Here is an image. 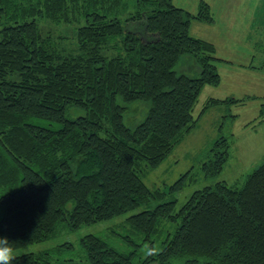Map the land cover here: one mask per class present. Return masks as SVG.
Returning <instances> with one entry per match:
<instances>
[{
  "label": "trees",
  "instance_id": "1",
  "mask_svg": "<svg viewBox=\"0 0 264 264\" xmlns=\"http://www.w3.org/2000/svg\"><path fill=\"white\" fill-rule=\"evenodd\" d=\"M36 18L76 23V47L62 52ZM192 19L213 21L208 5L192 14L171 0H0V235L15 249L144 206L121 231L11 264H264V161L242 186L215 181L178 208L141 178L195 123L202 86L219 81L215 46L189 34ZM184 55L196 75L174 69ZM130 104L147 107L134 126L123 120ZM228 147L215 141L205 176L221 171Z\"/></svg>",
  "mask_w": 264,
  "mask_h": 264
},
{
  "label": "rangeland",
  "instance_id": "2",
  "mask_svg": "<svg viewBox=\"0 0 264 264\" xmlns=\"http://www.w3.org/2000/svg\"><path fill=\"white\" fill-rule=\"evenodd\" d=\"M171 2L192 14L199 12L202 3L208 5L213 21L192 19L189 34L208 40L215 46L214 55L218 59L214 62L220 81L217 86H202L193 107V126L159 165L141 175L147 186L166 192L165 200L175 199L178 208L192 191L215 181L242 186L245 176L264 161V33L259 34L260 26H264V0ZM36 22L43 30L52 33L62 52H71L76 47V23H54L45 18H36ZM248 61L255 71H243L242 75L230 77L228 67ZM174 69L187 75H196L199 70L188 55L181 57ZM228 99L236 101L230 103ZM209 101L214 102L208 104ZM142 107L143 110L139 111L135 110V104H130L123 115L124 123L134 126L141 121L147 111L146 105ZM217 107H221V111ZM78 113L68 111L66 114L72 117ZM222 136L229 141L227 160L219 173L205 176L202 162L210 157V148ZM187 171L191 175L188 183L181 190L169 193V185ZM143 208L139 206L111 219L83 224L74 231H58L52 238L15 248L14 251L16 256L39 253L63 242H71L76 247L80 237L87 233L108 235L112 230L121 231L122 227L115 225Z\"/></svg>",
  "mask_w": 264,
  "mask_h": 264
},
{
  "label": "clouds",
  "instance_id": "3",
  "mask_svg": "<svg viewBox=\"0 0 264 264\" xmlns=\"http://www.w3.org/2000/svg\"><path fill=\"white\" fill-rule=\"evenodd\" d=\"M16 253L6 235H0V264H11Z\"/></svg>",
  "mask_w": 264,
  "mask_h": 264
},
{
  "label": "crops",
  "instance_id": "4",
  "mask_svg": "<svg viewBox=\"0 0 264 264\" xmlns=\"http://www.w3.org/2000/svg\"><path fill=\"white\" fill-rule=\"evenodd\" d=\"M262 27V28H261ZM258 32V31H257ZM260 33H264V26H260V32H259V34ZM195 37V36H194ZM257 43H255V45H256ZM256 47V46H255ZM231 55H234V54H231ZM216 57V56H215ZM218 58L216 57V59L215 60H217ZM215 66H216V69L218 70V68H217V65L215 64ZM228 67V66H227ZM228 70L231 72L230 73V77H235L237 74H240L241 73V75H242V72L243 71H246V72H253V71H255V67L252 65V63L250 62V61H248V63H245V64H241V65H236L235 67L234 66H231V67H228ZM220 79H221V76H220ZM247 79V78H246ZM241 80H243V78H241ZM219 83H220V81H219ZM218 83V84H219ZM218 84H216V85H212V86H217ZM198 101V100H197ZM217 109L219 110V111H221V107H217Z\"/></svg>",
  "mask_w": 264,
  "mask_h": 264
}]
</instances>
